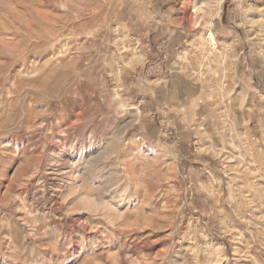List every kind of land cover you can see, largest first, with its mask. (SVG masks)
I'll list each match as a JSON object with an SVG mask.
<instances>
[{"label":"rangeland","instance_id":"374dc122","mask_svg":"<svg viewBox=\"0 0 264 264\" xmlns=\"http://www.w3.org/2000/svg\"><path fill=\"white\" fill-rule=\"evenodd\" d=\"M191 5L0 0V264H264V0Z\"/></svg>","mask_w":264,"mask_h":264},{"label":"bare ground","instance_id":"6f19581e","mask_svg":"<svg viewBox=\"0 0 264 264\" xmlns=\"http://www.w3.org/2000/svg\"><path fill=\"white\" fill-rule=\"evenodd\" d=\"M190 1V0H188ZM191 3L195 9L196 12H200L201 14H209L212 9H216V11L218 10V13L216 15H219L220 16V13H221V7L224 3V0H191ZM193 8V9H194ZM213 14V13H212ZM206 17V16H205ZM212 17V16H211ZM203 19H201V16L199 17L198 16V19H197V25L198 23H203ZM196 25V26H197ZM261 25H264L261 24ZM262 28V27H261ZM260 28V29H261ZM260 31V30H259ZM261 35V34H260ZM208 42L211 44V45H215L216 44V38L214 36L213 33H210L209 36H208ZM207 42V43H208ZM262 42V41H261ZM212 47V46H211ZM224 58V56H223Z\"/></svg>","mask_w":264,"mask_h":264}]
</instances>
